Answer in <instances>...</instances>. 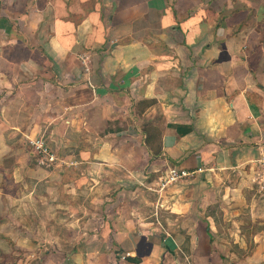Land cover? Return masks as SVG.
I'll list each match as a JSON object with an SVG mask.
<instances>
[{"label": "crops", "instance_id": "0c3cea01", "mask_svg": "<svg viewBox=\"0 0 264 264\" xmlns=\"http://www.w3.org/2000/svg\"><path fill=\"white\" fill-rule=\"evenodd\" d=\"M262 148L264 0H0V264H264Z\"/></svg>", "mask_w": 264, "mask_h": 264}, {"label": "built area", "instance_id": "2783aa9c", "mask_svg": "<svg viewBox=\"0 0 264 264\" xmlns=\"http://www.w3.org/2000/svg\"><path fill=\"white\" fill-rule=\"evenodd\" d=\"M32 154L36 157L37 163L43 168H51L57 161L50 144L43 135L28 139ZM251 171V183L258 189L264 190V148L260 149L256 159L249 164ZM190 173L188 171L172 167L164 175H160L156 180V187L159 192L164 191L169 185L181 182L186 179Z\"/></svg>", "mask_w": 264, "mask_h": 264}, {"label": "rangeland", "instance_id": "374dc122", "mask_svg": "<svg viewBox=\"0 0 264 264\" xmlns=\"http://www.w3.org/2000/svg\"><path fill=\"white\" fill-rule=\"evenodd\" d=\"M45 120H47L48 122H45V123H43V125L44 126H49L50 125V123H52L51 121V119L49 120V119H45ZM47 123H49V124H47ZM53 125V124H52ZM51 127L52 126H49V129H51ZM46 132V131H45ZM47 132H49V130H47ZM47 135V134H46ZM44 138H45V136H44ZM47 138V137H46ZM28 137H27V141H24L23 139H19V140H13V141H11V143L13 144V147H16L17 145H19V144H22V145H25L26 146V148H27V152L29 153H32V149H31V147H30V144H29V141H28ZM47 142H49V139L47 138V140H46ZM24 143H26V144H24ZM31 160H32V163H34L36 166H39V167H42V166H40L38 163H37V161H36V157L32 154V156H31ZM4 167H5V164H4ZM4 167H2V168H0V184H1V181L3 180V177L4 176H2V169H4ZM48 169H50V168H48ZM251 185L253 186V188L257 191V193H258V196L259 195H264V190H261V189H257L255 186H254V184L253 183H251ZM89 197H92V195H90ZM262 199H264V196H262ZM26 219H23L22 221H23V223L24 224H29V225H31V224H34L35 223V220L33 219V217L31 216L30 218H28L29 217V214H27L26 216ZM37 223L39 222V220H37L36 221ZM43 222H44V224L43 225H47L48 224V221L47 220H43ZM33 226V225H32Z\"/></svg>", "mask_w": 264, "mask_h": 264}]
</instances>
